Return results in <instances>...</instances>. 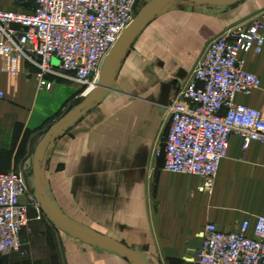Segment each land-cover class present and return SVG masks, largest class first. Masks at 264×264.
<instances>
[{"label":"crops","instance_id":"crops-1","mask_svg":"<svg viewBox=\"0 0 264 264\" xmlns=\"http://www.w3.org/2000/svg\"><path fill=\"white\" fill-rule=\"evenodd\" d=\"M164 1L139 0L133 20L150 15ZM0 10L24 8L0 0ZM263 10L264 0H242L231 7L170 0L133 42L109 95L42 148L47 207L130 249L141 264H196L211 223L233 231L250 220L253 235L256 217H264V143L232 135L212 193L202 192L199 176L165 171L163 154L154 151L167 139L169 106L207 46ZM241 58L245 69L260 77L261 87L238 94L236 103L264 113V49ZM2 66L0 56V173L23 175L31 168L34 173L41 143L56 123L84 104L85 87L58 62L45 78L49 89L40 88L36 65L24 63L16 76ZM61 232L71 238L61 245L63 254L27 259L26 249V259L13 254L0 257V264H132L105 246Z\"/></svg>","mask_w":264,"mask_h":264},{"label":"built area","instance_id":"built-area-1","mask_svg":"<svg viewBox=\"0 0 264 264\" xmlns=\"http://www.w3.org/2000/svg\"><path fill=\"white\" fill-rule=\"evenodd\" d=\"M22 11L0 10L2 70L16 76L24 63L39 67L40 88H51L46 76L53 65L71 73L86 87L98 82L103 62L133 22L139 0H12ZM264 49V11L213 40L190 79L168 108L169 133L162 149L164 169L204 179L202 192L212 193L230 138L264 143V113L236 103L250 95L261 79L245 69L242 53ZM4 94L0 92V99ZM25 199V201H24ZM39 211L36 195L17 172L0 173V257L20 253L30 210ZM233 231L207 225L196 264H264V217Z\"/></svg>","mask_w":264,"mask_h":264},{"label":"water","instance_id":"water-1","mask_svg":"<svg viewBox=\"0 0 264 264\" xmlns=\"http://www.w3.org/2000/svg\"><path fill=\"white\" fill-rule=\"evenodd\" d=\"M190 3L196 4H205V5H214V6H222V7H231L242 0H183ZM170 2V0H165L164 3L153 13L150 15L137 18L133 20L128 29L122 34L118 42L111 49L107 57L105 58L100 75L99 82L96 88L91 91L86 96V101L77 109L73 110L69 113L64 119L60 122L56 123L49 133L46 135L45 139L41 143L36 157H35V193L39 203L40 208L44 212V214L55 224L59 226V228L69 234L70 236L82 240L84 242H91L94 245H102L113 251H116L122 255H124L132 264H141L136 254L128 248L119 246L109 240H106L99 236L98 234L90 231L89 229L72 223L65 219L62 216H59L52 212L46 205L44 195H43V183L41 177V168H40V155L41 150L44 145L55 135L57 134L65 125L73 121L80 114L85 112L87 109L92 107L94 104L104 100L109 93L114 88V83L119 72L122 61L124 60L127 52L130 50L133 42L141 33V31L145 28V26L155 18Z\"/></svg>","mask_w":264,"mask_h":264},{"label":"rangeland","instance_id":"rangeland-1","mask_svg":"<svg viewBox=\"0 0 264 264\" xmlns=\"http://www.w3.org/2000/svg\"><path fill=\"white\" fill-rule=\"evenodd\" d=\"M264 11V10H263ZM261 11V12H263ZM260 12V13H261ZM259 14V13H258ZM257 15V14H256ZM255 16V15H254ZM252 18V17H251ZM250 19V18H249ZM86 90V87H85ZM84 90V95L87 96ZM29 193H35L34 173L33 169L29 170V174H20ZM38 201V200H37ZM39 204V203H38ZM71 240L70 237L61 232L59 226L52 222L42 211L39 206V211L33 209L28 228L24 231L22 238V249L18 255L20 259H26L25 250L32 256H56L63 254L65 248L62 250L61 245L66 241ZM67 243V242H66ZM63 251V253H62Z\"/></svg>","mask_w":264,"mask_h":264}]
</instances>
